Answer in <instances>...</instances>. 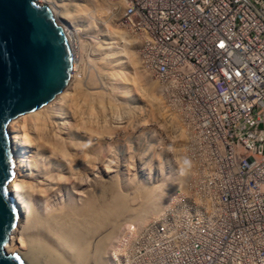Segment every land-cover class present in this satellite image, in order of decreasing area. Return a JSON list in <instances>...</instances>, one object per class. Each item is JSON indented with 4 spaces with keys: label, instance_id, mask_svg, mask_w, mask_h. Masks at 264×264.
Returning <instances> with one entry per match:
<instances>
[{
    "label": "built area",
    "instance_id": "1",
    "mask_svg": "<svg viewBox=\"0 0 264 264\" xmlns=\"http://www.w3.org/2000/svg\"><path fill=\"white\" fill-rule=\"evenodd\" d=\"M106 1L188 138L195 196L169 216L172 227L152 222L141 264H264V0Z\"/></svg>",
    "mask_w": 264,
    "mask_h": 264
},
{
    "label": "rangeland",
    "instance_id": "2",
    "mask_svg": "<svg viewBox=\"0 0 264 264\" xmlns=\"http://www.w3.org/2000/svg\"><path fill=\"white\" fill-rule=\"evenodd\" d=\"M57 2L71 25L69 36L75 45L80 82L74 83L71 98L55 119L45 121L40 132L25 126L31 144L25 151L34 164V172L29 171L34 175H27L26 181L30 189L37 190L41 206L64 204L67 196L85 198L101 181L115 185L128 203L138 187L149 189L159 184L167 195L155 213L109 237L106 262L124 264L123 250L119 249L123 236H134L128 251L135 254L140 245L133 243L137 231L148 229L156 213L174 194H182L179 189L187 187L182 153L187 131L179 114L166 106L157 84L144 71L138 38L126 31L124 48L129 60L123 58L118 6L106 0ZM100 4L107 12L100 11ZM135 204L137 207L139 201ZM14 233L16 243L18 233Z\"/></svg>",
    "mask_w": 264,
    "mask_h": 264
},
{
    "label": "bare ground",
    "instance_id": "3",
    "mask_svg": "<svg viewBox=\"0 0 264 264\" xmlns=\"http://www.w3.org/2000/svg\"><path fill=\"white\" fill-rule=\"evenodd\" d=\"M36 3L46 6L52 13L55 24L62 29L72 53L71 72L68 83L53 100L34 111L10 120L7 124L9 149L13 161V177L7 189L17 212V220L4 246V251L12 255L20 264H108L105 254L110 235L118 234L117 232H120V229L123 230V227L128 229L151 212L154 214L160 206V200L167 193L159 184L149 189L138 187L129 198L131 202L128 203L126 196H123L115 185L112 186L111 183L106 185L99 181L100 184L96 185L95 189L85 198L74 200L71 196H67L64 204L44 205L43 203L44 206L40 205V195L36 193L37 190L30 189L31 184L26 181L29 180L27 175L31 177L34 175V164L25 151L27 146L31 148L29 138L25 133V126L30 125L36 132H40L39 130L43 129L48 118L55 119L63 104L71 98L72 87L79 79L75 70V45L69 36L71 25L67 24V18L59 11L62 4H58L57 0H36ZM98 7L100 11L107 12L103 4ZM126 34L123 32V58L125 59L127 58L126 47L124 48ZM128 58L126 60H129ZM140 59L142 64L141 55ZM144 71L151 76L145 69ZM202 124L205 126L204 122ZM199 131L202 132L203 129ZM191 133L195 131L191 130ZM208 152L207 147L206 154ZM229 152L223 156L219 154L222 157H210L208 165L222 163ZM232 152L233 156H236L241 150ZM256 165L262 166L260 170L264 175V160L257 161ZM32 170L33 172L30 173L29 171ZM197 175L198 173L195 172L190 176ZM186 181L184 180V184H187L186 189L184 191L179 189L182 194H174L169 203L155 215V221L162 219L163 225L167 228L174 225L168 220L173 212L186 213L187 195L195 196L192 184ZM137 200L139 204L136 207ZM174 222L178 225L179 219H175ZM152 225L148 229L142 227L137 231V239L133 243L140 244L143 249L148 247L149 243L146 238L154 232ZM14 232L18 233L16 243L13 241ZM133 237L131 234L123 236V246H119V249L123 250L124 264H141V258L138 255L142 253V249L136 251L135 254L128 251L129 244H132L130 240ZM146 249L144 252L149 251L148 248ZM205 264L208 262L205 261Z\"/></svg>",
    "mask_w": 264,
    "mask_h": 264
},
{
    "label": "water",
    "instance_id": "4",
    "mask_svg": "<svg viewBox=\"0 0 264 264\" xmlns=\"http://www.w3.org/2000/svg\"><path fill=\"white\" fill-rule=\"evenodd\" d=\"M72 53L50 10L36 0H0V264L17 220L7 185L13 177L7 124L53 100L68 83Z\"/></svg>",
    "mask_w": 264,
    "mask_h": 264
}]
</instances>
